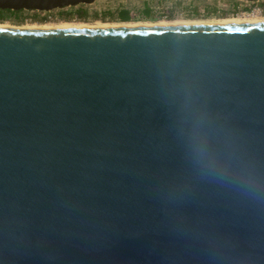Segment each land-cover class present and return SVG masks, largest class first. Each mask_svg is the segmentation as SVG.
Segmentation results:
<instances>
[{"label": "water", "instance_id": "obj_1", "mask_svg": "<svg viewBox=\"0 0 264 264\" xmlns=\"http://www.w3.org/2000/svg\"><path fill=\"white\" fill-rule=\"evenodd\" d=\"M0 264H264V21L0 26Z\"/></svg>", "mask_w": 264, "mask_h": 264}, {"label": "rangeland", "instance_id": "obj_2", "mask_svg": "<svg viewBox=\"0 0 264 264\" xmlns=\"http://www.w3.org/2000/svg\"><path fill=\"white\" fill-rule=\"evenodd\" d=\"M176 3H168L165 6L168 7H176L177 11L175 15H171L169 18H158L153 20H145V21H131V22H109V21H95L90 20L88 22L83 21L81 24H89V25H127L129 23L133 24H159L160 22H168V23H178L187 21H200L199 23L212 22L227 18L234 17H257L264 16L263 14H256L252 12V9L255 6V3L246 2L243 0H176ZM258 6H264V2L257 3ZM176 5V6H175ZM252 14H255L254 16ZM29 15L24 10L13 15L6 14L3 18H0V24H10L11 26L20 27L26 25H34V26H42L45 24L58 25L62 23H45L42 18L34 16L30 19ZM186 21V22H187ZM69 23V22H65ZM64 24V23H63ZM72 24H80V23H72Z\"/></svg>", "mask_w": 264, "mask_h": 264}, {"label": "flooded vegetation", "instance_id": "obj_3", "mask_svg": "<svg viewBox=\"0 0 264 264\" xmlns=\"http://www.w3.org/2000/svg\"><path fill=\"white\" fill-rule=\"evenodd\" d=\"M176 0H91L67 5L62 8L63 16L67 20L131 22L145 21L158 18H169L177 11L176 7L166 4L176 3ZM176 6V5H175ZM82 13V16H79Z\"/></svg>", "mask_w": 264, "mask_h": 264}, {"label": "bare ground", "instance_id": "obj_4", "mask_svg": "<svg viewBox=\"0 0 264 264\" xmlns=\"http://www.w3.org/2000/svg\"><path fill=\"white\" fill-rule=\"evenodd\" d=\"M253 16L255 14H252ZM187 21V20H186ZM178 22V23H199L200 21H187V22ZM257 21H264V16H259L257 17L256 15L254 17H249V15H247L246 17H234V18H227V19H222V20H217V21H212V22H206V23H217V22H257ZM65 22H69V23H65ZM57 23H62V24H58V25H42V26H30V25H26V26H20L23 28H37V27H80V26H94V25H89V24H81L84 23L83 21H76V22H72V21H61V22H57ZM64 23V24H63ZM72 23H80V24H72ZM168 22H160L159 24H166ZM172 23V22H171ZM176 23V22H175ZM202 23V22H201ZM129 24H133V23H129ZM137 24V23H136ZM146 24V23H143ZM148 24V23H147ZM0 26H5V27H15V26H11L10 24H0ZM95 26H110L107 24H102V25H95Z\"/></svg>", "mask_w": 264, "mask_h": 264}, {"label": "built area", "instance_id": "obj_5", "mask_svg": "<svg viewBox=\"0 0 264 264\" xmlns=\"http://www.w3.org/2000/svg\"><path fill=\"white\" fill-rule=\"evenodd\" d=\"M248 2L255 3V6L252 9V12H255L256 14L264 15V6H258L257 4L259 2H264V1H248ZM62 10H63L62 8H55V9H50V10H39V9L26 10L24 9V11L27 12V14L29 15L28 17H30V19L34 16H37L39 18H42V20L45 23H57L61 21H70L64 18L62 14L63 12Z\"/></svg>", "mask_w": 264, "mask_h": 264}, {"label": "trees", "instance_id": "obj_6", "mask_svg": "<svg viewBox=\"0 0 264 264\" xmlns=\"http://www.w3.org/2000/svg\"><path fill=\"white\" fill-rule=\"evenodd\" d=\"M24 9H21V10H12V9H0V18H3V16L4 15H6V14H13V15H15V14H17V13H19V12H21V11H23ZM79 16H82V13H79Z\"/></svg>", "mask_w": 264, "mask_h": 264}]
</instances>
